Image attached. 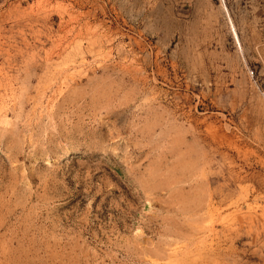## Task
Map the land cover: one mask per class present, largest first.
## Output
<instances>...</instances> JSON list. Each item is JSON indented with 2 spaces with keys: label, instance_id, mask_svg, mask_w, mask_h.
Instances as JSON below:
<instances>
[{
  "label": "rangeland",
  "instance_id": "rangeland-1",
  "mask_svg": "<svg viewBox=\"0 0 264 264\" xmlns=\"http://www.w3.org/2000/svg\"><path fill=\"white\" fill-rule=\"evenodd\" d=\"M208 2L0 0V264H264V0Z\"/></svg>",
  "mask_w": 264,
  "mask_h": 264
},
{
  "label": "crops",
  "instance_id": "crops-1",
  "mask_svg": "<svg viewBox=\"0 0 264 264\" xmlns=\"http://www.w3.org/2000/svg\"><path fill=\"white\" fill-rule=\"evenodd\" d=\"M208 1L209 0H193V6L194 7H192V10L193 11H207L206 7L203 8L201 6V2H204L205 4H208L209 3ZM218 1H220V3H219L220 10L224 11L226 13V16H227V11H228L227 5L225 4L224 0H218ZM227 18H228V16H227ZM252 21H253V25H254L253 31L249 29L250 31L247 32L245 30V32L243 34L240 33V31H239L238 35H239L240 38L247 39L246 40L247 42H253L255 44L256 41H258L260 43L261 42L263 43L264 42V27L261 26V19L260 18H253ZM230 26H231V24H230Z\"/></svg>",
  "mask_w": 264,
  "mask_h": 264
},
{
  "label": "built area",
  "instance_id": "built-area-1",
  "mask_svg": "<svg viewBox=\"0 0 264 264\" xmlns=\"http://www.w3.org/2000/svg\"><path fill=\"white\" fill-rule=\"evenodd\" d=\"M263 47H264V42H263ZM249 74L252 76V75H253V72H252V71H250V72H249Z\"/></svg>",
  "mask_w": 264,
  "mask_h": 264
}]
</instances>
